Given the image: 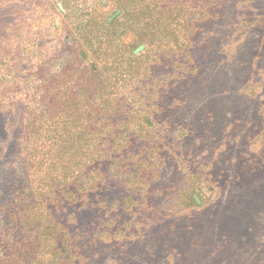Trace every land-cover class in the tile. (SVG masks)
Returning <instances> with one entry per match:
<instances>
[{
  "label": "rangeland",
  "instance_id": "1",
  "mask_svg": "<svg viewBox=\"0 0 264 264\" xmlns=\"http://www.w3.org/2000/svg\"><path fill=\"white\" fill-rule=\"evenodd\" d=\"M170 1L189 33L165 49L136 17L91 18L115 19L113 0H0V264H264V0ZM42 61L72 86L46 105L110 101L108 155L55 190L46 147L19 155Z\"/></svg>",
  "mask_w": 264,
  "mask_h": 264
},
{
  "label": "trees",
  "instance_id": "2",
  "mask_svg": "<svg viewBox=\"0 0 264 264\" xmlns=\"http://www.w3.org/2000/svg\"><path fill=\"white\" fill-rule=\"evenodd\" d=\"M113 1V8L117 12L119 11V13L110 23L105 21V14L100 11V7L94 9L93 13L95 16L91 15V18H97L105 27H112L119 19H123V17H136L141 22V28L143 29L144 27L147 30L149 35L147 41L150 47L158 45L156 48H177L181 45L178 43V34L189 33L187 23L184 21L179 22L180 18L176 19V16H173L174 7L172 6L173 2L170 0ZM183 1L179 0L178 5L188 7L192 0ZM213 2L212 0L211 3ZM205 3L203 2L200 7V10L204 14H206L205 7L203 6ZM96 4L99 5V2H94V5ZM176 13L179 14L180 10H176ZM159 17H163L161 21L162 28L160 30L166 35L160 38L157 37V35L161 34L157 26V19ZM196 20H198L197 16ZM139 39L136 38L135 41L138 42L140 41ZM143 42L145 43V41ZM76 56L83 58L84 54L80 53ZM44 66L45 62L43 61L40 64H33L32 71L29 74L31 80L23 84L26 87L24 90L26 95L23 101L25 110L19 122L20 126L22 124L25 130L21 138L19 155L22 154L28 162L31 161L30 165L32 163V165L36 166V160L33 156L46 147L45 154H42L44 159L37 162V165L41 163V165L43 164L50 171L51 181L53 183L50 189L55 190L57 186L64 184L65 181H77L78 176L80 177L88 166L94 161L102 160L108 155V148L106 149L104 142L106 140L105 138L110 137V101L102 100L101 98L97 100L86 98L82 102L79 98H75V102H69L67 100L65 104L60 105L58 98H56L57 100H52L51 106L46 105L48 101L47 95L52 90V87L56 89L55 91L65 89L64 91L68 92L72 86L57 85L55 87L54 84L48 83L46 76H44ZM14 77V82L9 84V89L14 88L13 91H19L18 83L22 80L18 72ZM106 87L107 84L105 82L98 81L95 84L97 90L95 92L97 94L102 93ZM146 124L148 123L146 122ZM39 141H41L40 144ZM20 161L22 163L25 159H20ZM76 172L77 175L73 177ZM89 173L95 175L97 169L92 168L89 170ZM49 181L50 179L48 178L47 184H45L48 187L47 189L50 186ZM25 224L27 226V223L24 222ZM53 226L55 225H52L50 227L51 229H47L48 231L44 233L47 234L50 244L53 243L54 245L57 240H60L63 243V248L66 250L65 246L69 242L67 232L59 229L56 230ZM47 248L49 254L51 253L50 255L57 253L54 246L47 245ZM10 264L15 263L11 262Z\"/></svg>",
  "mask_w": 264,
  "mask_h": 264
},
{
  "label": "water",
  "instance_id": "3",
  "mask_svg": "<svg viewBox=\"0 0 264 264\" xmlns=\"http://www.w3.org/2000/svg\"><path fill=\"white\" fill-rule=\"evenodd\" d=\"M143 49V46H140L138 49H137V52L139 51V50H142Z\"/></svg>",
  "mask_w": 264,
  "mask_h": 264
}]
</instances>
